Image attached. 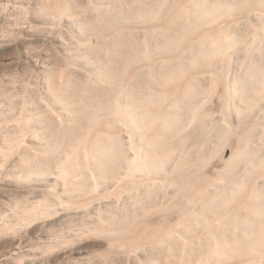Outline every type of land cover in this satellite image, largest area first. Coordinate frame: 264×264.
<instances>
[{
  "label": "bare ground",
  "instance_id": "1",
  "mask_svg": "<svg viewBox=\"0 0 264 264\" xmlns=\"http://www.w3.org/2000/svg\"><path fill=\"white\" fill-rule=\"evenodd\" d=\"M12 3L10 263L264 264V0Z\"/></svg>",
  "mask_w": 264,
  "mask_h": 264
},
{
  "label": "rangeland",
  "instance_id": "2",
  "mask_svg": "<svg viewBox=\"0 0 264 264\" xmlns=\"http://www.w3.org/2000/svg\"><path fill=\"white\" fill-rule=\"evenodd\" d=\"M11 2H12V0H10V2H9V0H0V31H1L0 32V78L3 77L5 72H8L6 69L7 65H9L11 62H13V57H12L11 53L16 49L14 47L15 41H20V39L24 40L25 38L26 39L30 38V36L27 34L26 31H23V32L19 31L18 26L16 27L13 22L11 23L13 14H16V12H18V9H19L18 5L13 4V3L11 4ZM8 14L11 15L10 16L11 19L9 18ZM4 24H6V25H4ZM6 26H7V29L5 30ZM15 28H17V30ZM20 33L23 34L22 37H21ZM17 52H19V58L23 59L24 56H23V51H22L21 47H18ZM30 64L32 65V64H34V62H31ZM0 83H1V85L3 84L2 82H0ZM1 85H0V90L2 89ZM20 85L22 86L21 83H20ZM17 97H15L13 100L15 103L14 106H15L16 110H18L19 106H20V97L19 96H17ZM1 131H2V129H0V138H1V134H2ZM2 196L4 197V193L2 192V189L0 188V203L3 202V204L5 205L6 204L5 203L6 198L4 197L5 198L4 199ZM2 198L4 200H2ZM36 227H38L37 224H34V225H31L27 228L22 229L20 231V234L22 236V238L20 240L16 239L17 237L15 235H13L12 233H3V234L1 233L0 234V260L2 261L1 264H12V263H10L11 262V256L9 255L10 252L13 249H15L16 247L22 248L24 243H26L29 239L33 238V236L36 234V231H38ZM27 231H28V236L26 235ZM3 235H5V236H3ZM20 241L22 242V244L20 243ZM7 244H9V245H7ZM2 254H4V255H2ZM28 261L29 260H26L23 264H33L32 261H29V262Z\"/></svg>",
  "mask_w": 264,
  "mask_h": 264
}]
</instances>
